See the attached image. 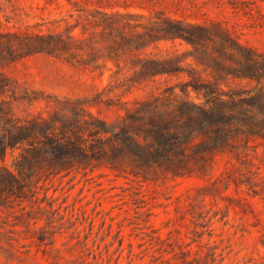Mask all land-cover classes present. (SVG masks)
Instances as JSON below:
<instances>
[{"label": "rangeland", "instance_id": "374dc122", "mask_svg": "<svg viewBox=\"0 0 264 264\" xmlns=\"http://www.w3.org/2000/svg\"><path fill=\"white\" fill-rule=\"evenodd\" d=\"M176 27L192 41L171 39ZM263 68L264 0H0L1 152L31 122L110 156L87 131L94 120L131 128L146 150L153 124L179 134L182 110L216 104L231 120L205 163L192 158L204 135L184 148L191 176L170 177L165 161L146 180L103 165L40 181L31 203L4 199L0 264H184L181 248L193 264H264ZM238 108L259 131L235 120ZM25 148L7 149L0 168Z\"/></svg>", "mask_w": 264, "mask_h": 264}, {"label": "trees", "instance_id": "16d2710c", "mask_svg": "<svg viewBox=\"0 0 264 264\" xmlns=\"http://www.w3.org/2000/svg\"><path fill=\"white\" fill-rule=\"evenodd\" d=\"M168 33L171 39L183 38L192 41V36L180 27L170 28ZM262 71L264 72V68ZM252 105H255V102L249 107H252ZM225 109L227 108H223L222 111L215 104L213 109L195 112L182 110L181 113L187 118V123L180 128L179 134L175 136L163 135L159 125L153 124V128L148 132V135L153 138L157 147H152L151 150H146L135 142L132 136L134 132L130 130L131 128L123 126L118 131H115L106 123L94 120V124L91 127L87 126V131L92 136L99 138L100 141V137H106L108 145L112 149L110 156L106 151H97L96 149V151L93 150L89 154L81 144L83 138L54 135L45 131L42 125L31 122L20 133V138L17 133L12 132L3 142L2 152L0 151L1 157L4 156L7 149H15L19 143H26L27 148L13 162L12 170L4 166L0 168V203L10 197L27 200L31 203L36 201L32 197L36 194L35 190L39 187L40 181H46L54 177L69 176L75 172L87 174L103 165L116 177H121V173L128 172L134 176L141 175L143 180H146L143 169L151 167L154 162L165 161L167 163L165 172L170 177L191 176L192 172L186 163L191 158L184 152V148L189 146L191 141L198 135H204V139L208 142L203 147H200L204 149L202 150L204 152L200 154L193 153L192 158H199L204 163L209 160L211 155L215 153L216 147L227 137L231 120H229V114L225 112ZM238 111V115L235 117L236 121L245 123L250 132L259 131V127L250 112H247L244 108H238ZM193 126L196 128L191 132ZM18 130L22 131V129ZM168 147L171 150H168ZM126 160L132 163L131 167L133 170H125L123 168L122 162ZM42 201H44L46 206H49L51 212H56V210L52 209L46 194ZM38 207L41 210V207ZM41 230L37 237L40 243L45 239L44 231ZM199 236L201 237L202 234H199ZM206 248L208 250L207 255L213 259L215 248L209 245ZM192 254H196V252L185 248H181L179 252L184 264H193L196 259L192 257ZM189 258L192 259L189 260Z\"/></svg>", "mask_w": 264, "mask_h": 264}]
</instances>
